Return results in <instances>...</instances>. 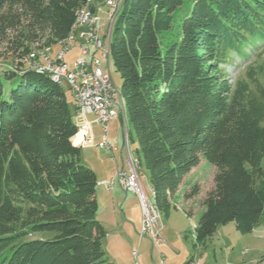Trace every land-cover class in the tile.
Returning <instances> with one entry per match:
<instances>
[{"label":"trees","instance_id":"trees-1","mask_svg":"<svg viewBox=\"0 0 264 264\" xmlns=\"http://www.w3.org/2000/svg\"><path fill=\"white\" fill-rule=\"evenodd\" d=\"M87 4L0 0V46L15 61L0 70V264H113L97 220L98 178L73 143L81 130L65 90L25 67L31 51L67 40ZM119 7L109 56L154 205L167 209L203 156L216 171L196 244L230 223L252 233L264 215V85L248 70L231 88L218 66L264 47V0H120ZM38 42L43 48H30ZM78 140L85 144V136ZM198 192L194 186L187 198Z\"/></svg>","mask_w":264,"mask_h":264},{"label":"rangeland","instance_id":"rangeland-1","mask_svg":"<svg viewBox=\"0 0 264 264\" xmlns=\"http://www.w3.org/2000/svg\"><path fill=\"white\" fill-rule=\"evenodd\" d=\"M121 3V2H120ZM121 7V6H120ZM120 7H118L120 9ZM109 8L103 4L102 11L99 12L98 16L102 18L101 25L108 32L113 31V25L116 21L117 15H113V20L109 24L106 21L108 17ZM112 11V10H111ZM110 11V12H111ZM111 25V26H110ZM106 36V32H102L101 35ZM108 34V33H107ZM31 49L43 48V42H38L36 44L30 45ZM62 48L61 45L57 46L48 51L34 50L35 52H44L50 54L52 51L53 54H56L59 49ZM33 52V51H31ZM30 52V53H31ZM0 53L3 54V58L0 60V70L4 68H12L14 64L13 55H10V51H6L5 45L0 46ZM247 57L242 59L236 55H232V59L226 63H221L218 68L221 70L222 74H225L228 85L233 88L235 83L239 79H247L248 70H254L256 77L264 85V47L260 45L255 50H250L246 53ZM79 53L77 51H71L65 57V62L71 66L73 61L77 59ZM97 57H101V53L97 52ZM109 67L112 76L113 83L115 88L121 93L122 81L119 74L115 71L113 63L109 60ZM15 79L13 83H15ZM9 83H5L7 87ZM62 87L65 90L70 109L73 112L74 110V95L67 86L66 83L62 84ZM120 101V99H118ZM120 110V109H119ZM121 114V112H120ZM89 119L96 118L94 115H90ZM121 120L112 122L109 126V136L111 146L121 148L124 147L126 152L135 151V145L129 141V134L133 137V128L129 119L127 120L125 115V109L121 114ZM78 120V127L83 133L84 122L81 119ZM124 125V126H123ZM94 132L98 134L101 129V125H93ZM129 132V133H128ZM86 143V136H85ZM118 145V146H117ZM79 148V147H78ZM131 148V149H130ZM81 157H83V162L85 158H90L94 163V168L98 173L99 169L103 172H109L110 169H115V163L113 162L115 155L119 157V152H109L106 149H82ZM131 155V153H130ZM129 155L128 162L134 163L135 170H140V173L143 177V187L149 198H151L152 205L154 208L156 206L153 203V195L149 185V174L144 167H140V164L136 161L134 155ZM127 155L124 151V158L126 162V170H129L127 163ZM200 164L193 171V173L187 175L186 179L180 185L178 191L169 199V207L165 210H159V219L162 224V238L164 243L153 246L151 241L147 238H144L143 242L146 244L145 248H140V264L145 262H151L150 264H160L162 260H171L172 264H186L188 261L198 262L199 264H264V215L256 227V229L247 235H241L235 229V225L230 223L226 226H222L218 231L206 241L204 245H197L195 241V226L199 222L205 208L203 206V200L208 192L214 186V176H215V167L208 163L203 156L200 159ZM120 163V161H119ZM262 168L264 169V159L262 161ZM196 186L198 187V194L194 198H187V194L191 189ZM100 190V189H98ZM121 207V204L119 205ZM118 207V214L121 216L120 209ZM102 210L104 211L103 207ZM100 211V214L97 216V220L106 218L105 213ZM102 220V219H101ZM103 221V220H102ZM102 226L107 231L108 235L112 233L111 226L103 223ZM51 237L54 235L51 234ZM125 238L124 241V250L123 258H128L130 261L134 262L131 258L132 251L137 249V240L139 238L136 235L135 239ZM109 242L108 236L104 238L103 245L108 246ZM258 243H262L259 249L257 248ZM166 260V262H168ZM169 263V262H168Z\"/></svg>","mask_w":264,"mask_h":264},{"label":"built area","instance_id":"built-area-1","mask_svg":"<svg viewBox=\"0 0 264 264\" xmlns=\"http://www.w3.org/2000/svg\"><path fill=\"white\" fill-rule=\"evenodd\" d=\"M115 1L90 0L86 10L79 13L75 27L71 30L65 45L56 54L51 51L44 59H36L34 55L31 58V64H25V67L29 69L41 68L44 72L54 73L67 84L76 101L77 117L84 122L83 133L76 134L78 139L79 136H86L85 145L93 146L92 123L87 118L94 115L102 127L101 140L97 147L109 152L113 151L108 140L109 124L116 119H120L122 123V118L115 85L108 67V56L104 50L105 33L101 35L103 31L106 32V29L101 25L102 18L98 14L102 11V3L111 11ZM92 7L95 9L94 12L91 11ZM71 51H77L79 56L69 66L65 62V57ZM97 52L101 53L100 58L97 57ZM128 167V171L117 170L112 179L103 180L100 185L111 191L114 189L115 182L118 181L127 192L138 196L142 207L140 240L147 238L153 246H157L163 241L162 224L152 207L151 198L144 190L140 170H135L134 163L131 162H128ZM139 255V248L132 252L134 264H140ZM161 264L165 262L162 260ZM193 264L199 263L193 262Z\"/></svg>","mask_w":264,"mask_h":264},{"label":"crops","instance_id":"crops-1","mask_svg":"<svg viewBox=\"0 0 264 264\" xmlns=\"http://www.w3.org/2000/svg\"><path fill=\"white\" fill-rule=\"evenodd\" d=\"M74 101H75V98H74ZM125 115H126V118L128 120L126 109H125ZM73 117H74V122L77 126L78 125V120H77L78 117H77L76 101L74 104ZM87 120L92 123V125H91L92 127H93V125H96V124L99 126L101 125L96 121L95 118L92 120L87 118ZM117 120L118 119L111 121L110 124L114 121L116 122ZM110 124H109V126H110ZM101 134H102V127H101L100 132L98 134H96L94 132V128L92 129L93 146H87L85 144H82V142L78 140L77 135L73 138V143H74V145L76 144V146L79 147L81 149V151L84 148H86V149H90V148L101 149V148L97 147V145L99 144V142L101 140ZM108 140H109V144H110V136L109 135H108ZM111 147L113 148L112 152H114V154H115V152H119L118 158L115 155H113V158H115V160L113 161L115 163V169L114 170L110 169L109 172H103L102 169L101 170L99 169V171H101V172L98 173L96 171V169L93 167L94 163L92 162V160L90 158L84 159L86 163L83 162V157H81V159H82L83 164L85 166L89 167L90 169H92L96 173V176L98 178V187H97V194H96V199L98 202L97 216L100 214V211H103L102 207L104 209L103 212L106 215L105 219L100 217L98 222L101 225L103 223H106L107 225L114 228V229H112V233L110 232L109 235H108V233L106 235V237L108 236V240H109V242L107 243L108 246L106 247L105 245H103L107 258L113 264H134V262L130 261L128 258L127 259L123 258L124 257L123 256V250H124V246H125V244H124L125 238H128L131 235L130 238H132V240H134L136 235L139 236V233H140L141 222H142V207L140 205L139 198L135 194H133L131 192H127L123 188L122 184L118 181L115 182L114 189L111 191L108 190L107 188H105L104 186L100 185V183L103 180L112 179L117 170L128 171L125 168L126 162H125V158H124V151H125L126 155L128 156L127 157V163H128L129 155L132 151L130 152V150H129V152L128 151L126 152L124 147L121 148V150L115 146H111ZM133 154L134 153L132 152L131 155H133ZM119 161H120V163H119ZM196 168H193L189 174L193 173V171ZM186 177L184 178V180L186 179ZM149 185H150V183H149ZM98 189H100V190H98ZM120 204H121V207H119ZM118 207L120 209L121 216H119V214H118ZM136 240H137V245H138L137 248H139V254H140V248L142 251V247L145 248L146 244L143 242L144 239L140 240V237L136 238ZM162 243H164V240L162 241ZM162 243H160V244H162ZM261 244L262 243H258V246H257L258 249L261 246ZM131 257H132V254H131ZM166 260L167 259L163 260L165 262V264H172V262H173L169 259V260H167L169 262L168 263V262H166ZM139 261H140V255H139ZM143 263L144 264H150L151 262H145V260L143 259ZM160 264H161V262H160ZM186 264H188V261L186 262Z\"/></svg>","mask_w":264,"mask_h":264},{"label":"bare ground","instance_id":"bare-ground-1","mask_svg":"<svg viewBox=\"0 0 264 264\" xmlns=\"http://www.w3.org/2000/svg\"><path fill=\"white\" fill-rule=\"evenodd\" d=\"M119 1L120 0H116L113 7H112V11L110 12V15H109V24H112V20H113V17L110 19L111 16H113L114 14L117 15L118 13V7H119ZM89 3H90V0H88V4L86 7H84L83 9H81L79 12H78V15L80 12H84L86 10V8L89 6ZM78 15H77V20H78ZM76 20V22H77ZM76 24V23H75ZM111 26V25H110ZM75 27V25H74ZM113 27V26H112ZM74 29V28H73ZM109 31V30H108ZM106 31V36H105V39H106V42L104 43V50H105V53L107 54L108 56V67H109V60H110V56H109V42H110V39H111V34L112 32H108ZM108 33V34H107ZM67 40L63 41L61 43V47H63V45H65ZM36 55V59H44L45 57L48 56V53H44V52H31L30 56L27 58L26 60V63L27 64H31V58H33V56ZM32 69H36L37 72L39 73H42V74H46L54 83L56 84H63L64 82H62V80L58 77V75L54 74V73H49V72H44L43 70H41V68H32ZM109 71H110V67H109ZM111 73V72H110ZM116 89V88H115ZM116 94H117V97L118 99H120L119 102V109H120V112L122 114L123 110H124V103H123V99H122V96H121V93L116 89ZM102 184V182L100 183ZM153 207V205H152ZM155 210V214L159 217V214H158V211L156 208H154ZM192 264V263H191Z\"/></svg>","mask_w":264,"mask_h":264},{"label":"water","instance_id":"water-1","mask_svg":"<svg viewBox=\"0 0 264 264\" xmlns=\"http://www.w3.org/2000/svg\"><path fill=\"white\" fill-rule=\"evenodd\" d=\"M91 11L94 12V8H91Z\"/></svg>","mask_w":264,"mask_h":264}]
</instances>
